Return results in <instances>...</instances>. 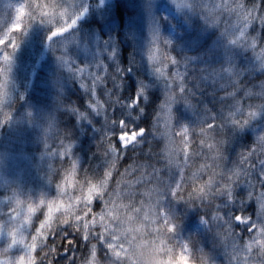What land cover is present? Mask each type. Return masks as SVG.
Wrapping results in <instances>:
<instances>
[{
  "label": "trees",
  "instance_id": "16d2710c",
  "mask_svg": "<svg viewBox=\"0 0 264 264\" xmlns=\"http://www.w3.org/2000/svg\"><path fill=\"white\" fill-rule=\"evenodd\" d=\"M70 0H57V3L64 6ZM72 1V0H71ZM77 1V2H76ZM72 1V7L76 6L74 11L72 7L69 9L72 13H79L83 9V14L77 21V24L69 30L68 33L48 39L51 28L48 25L40 24L38 21L31 23L27 27V33L22 31V36L18 37L19 43L15 51L12 53L11 62H5L2 59L3 52H0V68L6 69L0 72L3 78L4 97L0 96V138H8L9 140H17L23 134L26 138L33 137L38 132L37 147L33 146L35 151L32 154L34 159L37 153L45 155L40 159L38 169L41 172L35 171L40 177L41 181H34L41 188L40 194L34 197L31 203L34 207L32 213H26L28 207L23 210V216H29V223L22 227V233L28 242H31V236L36 235V228H38V221L44 217V210L49 203L47 196L43 199L45 192L51 196L57 194L59 203H66L63 193H59L57 185L64 188V192L73 193V189L69 188L75 180L90 179L95 183L96 178H102L105 171L110 170L111 175L108 177L109 190L115 192L117 190L118 181L119 190H128L135 193L132 198L137 207L140 206V201L147 202L148 197L141 194L148 188L156 185V180L151 182L145 181V177L153 172V169L160 170L162 179H173L175 174L177 178L179 173L176 172L175 167L172 168L174 173H169V157L166 155L168 151V141L162 135L165 131L166 111L160 108V105L165 100V78L161 77L156 80V74L153 72V65L155 67L164 68L165 77L172 80L173 73L179 72L180 77L186 88L192 89L194 95L189 99L195 108H189L180 101L173 105L174 113V127L172 129L173 135L179 131L180 124H189L190 131L188 133L189 148L193 153H200L199 128L198 120L204 115L205 108L208 110V116H219L221 113L227 114L229 105L235 103L232 99H225L229 92H237L236 100L247 109L249 104L260 103L259 98L249 99L245 97V90H251L253 94L259 93L262 89L260 80L264 79V70L253 69V53L252 51L235 48L227 44L222 35L225 24L228 20L227 14L221 16V23L219 28L205 23L199 13L188 11L187 9L177 10V15L182 21L183 25L180 27L181 37L168 36L166 26L174 19H163L155 13L157 26L151 27V19L147 16H138L142 8L150 7L149 0H76ZM31 2V0H0V35L3 26L9 23L10 19L16 15L15 8L21 3ZM39 2L51 3L52 0H39ZM233 2V0H229ZM259 3L264 7V0H245V3L251 6L253 3ZM170 5L174 7L172 1ZM181 4H185L184 2ZM153 13V8L150 9ZM196 14V16H195ZM259 15V12L257 13ZM213 18L218 13H213ZM110 20L107 23L105 20ZM234 21V17L231 18ZM22 23L27 24V17L22 18ZM62 23V21H61ZM142 28V31L139 29ZM158 31L159 35L171 41L170 50L168 46L160 41V51L157 53L153 49L155 59L150 63L148 61V54L150 40L152 39L151 32ZM69 36H67V35ZM205 34V37H203ZM109 35L112 41L108 43L106 36ZM249 38L255 36L257 38L256 52L259 53L261 48H264V26H261L259 21H255L248 29ZM68 41L72 38L75 41V51L69 46L65 47L62 44L57 45L56 39ZM106 38V39H105ZM96 40H99L96 42ZM250 42V40H249ZM6 44L8 41L5 42ZM100 43L102 45H100ZM110 47H109V45ZM107 48H105V47ZM5 45H1L3 49ZM7 51L11 52V48ZM171 52L175 55L177 60L188 59V67L185 68L181 62L178 65H172L170 61L164 59L165 53ZM110 53H114L110 55ZM63 55L66 60V66L58 59V56ZM142 57L137 60V56ZM226 63H233L237 69L242 70L239 77V88H234L227 75L221 72L222 67H227ZM76 68L84 69L82 72H75ZM117 68L121 71L117 72ZM76 73L74 77L70 76L69 70ZM215 69L224 76V79L213 78L204 80L203 77L208 75ZM203 70V72H202ZM142 71L147 72V76L139 80V74ZM99 76L100 80H95V76ZM47 78L45 81L48 84L50 80V88L42 85L40 78ZM95 80V96H93V85ZM38 81V82H36ZM32 84L30 94L22 93L27 102L28 115L20 118L19 106L16 105L11 97H7V93L20 94L23 91L24 83ZM144 82L145 85H142ZM178 85V81L176 82ZM81 84L85 87L81 88ZM38 85V86H37ZM119 85V87H117ZM9 86V87H8ZM223 86V87H222ZM143 87L145 89L146 100H142L140 107L144 108V113L141 115L137 108L132 112L131 117L126 116L129 110L126 106L130 105L137 90ZM9 88V89H8ZM26 88V86H25ZM176 92L179 93L178 86ZM99 101V104L96 101ZM92 105L93 107H89ZM72 109L76 111L73 112ZM37 113V114H36ZM77 113H84V117L77 118ZM43 118L45 120L44 129L47 134L43 136L40 129H27L22 126L24 122L34 119ZM139 116V119H133ZM86 117V118H85ZM120 119H128L127 128L121 130L119 125ZM113 121H116L113 125ZM15 126H11L12 124ZM208 123L218 126L219 120H209ZM153 124H156V129H153ZM144 127L148 131L146 138L135 141L133 145L122 149L116 141V135L122 131L129 132L131 129H139ZM38 131V132H37ZM264 131V113L258 115L248 126L243 129H233L228 126L225 133L220 132L217 127L216 138L225 139L224 143V157L225 160L221 162V168L218 172H226L228 169L238 166L241 169L248 168L251 172L250 177H241L244 183H240L235 188L236 198L235 205L232 209L233 216L248 215L251 219L255 216L258 208L256 196L264 191L259 181L261 179L259 174L260 165L257 163V155L254 154L249 158V163L240 165L241 154H246L257 145L255 143L258 134ZM43 136L45 144L39 148V135ZM24 139V140H25ZM23 140V141H24ZM176 141L180 137H175ZM5 143L10 147L9 143ZM111 143L117 149L118 159L115 162V167L110 168V161L112 159L111 153H107L108 144ZM23 144L14 145V149H19ZM11 147V148H13ZM25 148L28 150L29 146ZM38 148V152H37ZM12 149V151H14ZM9 150V149H8ZM11 149L9 152H12ZM64 152L61 156L58 153ZM205 155H208L207 149H203ZM48 153H52L49 155ZM205 155H193L190 160V167L186 169L188 175L192 171L198 169L201 163L210 162L205 159ZM8 157V153L4 159ZM264 158V156H260ZM31 159L27 164V168L36 165V161ZM184 157L181 154L180 160ZM72 161L76 162V172L74 175H69ZM255 165V167H250ZM46 170V171H45ZM34 168L30 170L33 173ZM211 171L201 174L200 182L207 181ZM217 181L222 182L223 178L217 176ZM251 179L255 185L254 195L249 198L247 193L253 191L247 185V180ZM5 180L0 178V181ZM129 182H131L129 184ZM32 183V181H31ZM219 186V183L218 185ZM22 188H25L22 187ZM13 187H6L0 185V215L7 220L11 209L14 206ZM192 184L189 182L186 185V190L183 192L187 198L188 191H191ZM30 193V191L28 192ZM75 194V193H74ZM27 195H21V198ZM49 195V196H50ZM29 198V197H28ZM36 198V202L35 201ZM43 199V203L41 200ZM104 199H108L107 196ZM9 200L12 202L9 203ZM15 200V199H14ZM244 204L241 205L240 201ZM129 203L128 198H122L117 203ZM220 198H216L211 202H205L202 205L197 202L200 208H188L182 202H174V211L179 218L180 226L177 234V242L189 244V251L186 256L183 255L181 249L177 246L173 248L174 264H179L180 257L183 255L186 258V264H198L201 253L203 251L205 256L209 257L210 264H216L217 261H225L230 259L226 251L230 252L231 248L227 250L223 246V242L217 239L214 231L209 230L207 225L201 223V217L207 213L206 219H210L212 212L216 210V204L220 203ZM38 205H43L37 208ZM25 203L22 204L24 206ZM92 211L88 213L86 219L93 218L94 213H100L104 208V201L94 197L92 204ZM243 207V211L238 208ZM227 209H221L220 215L226 216ZM55 212V211H52ZM59 215V212H58ZM57 214L52 216V223L57 222ZM99 217H97L98 219ZM160 223H163L161 221ZM58 228L61 226L56 225ZM159 228V224L154 225ZM225 227H227L225 225ZM234 219L232 228L235 229ZM65 231L71 230L75 234L73 238L76 239V264H80L85 258L91 259V243H97L96 240H91L88 247H83V224L79 228L69 227L65 225ZM93 233H98L102 229L98 224L92 226ZM46 231H50L48 228ZM67 230V231H68ZM185 234L182 236V234ZM3 239H6L7 234L0 232ZM57 233H51L45 238V241H51L50 236ZM236 237V232L233 233ZM226 235V234H225ZM8 241L11 240L6 239ZM231 244L230 239L228 240ZM58 248V246H57ZM63 249L60 245L59 249ZM85 254H80L78 252ZM44 249L43 251H45ZM199 250V251H198ZM43 251L33 252V257L39 261L43 257ZM106 245L102 242L98 244L96 260L103 261L106 256ZM193 254L196 259H193ZM70 255L75 257V251H71ZM110 256V255H109ZM13 257L10 258V260ZM166 259V257H165Z\"/></svg>",
  "mask_w": 264,
  "mask_h": 264
},
{
  "label": "snow or ice",
  "instance_id": "6c2138e0",
  "mask_svg": "<svg viewBox=\"0 0 264 264\" xmlns=\"http://www.w3.org/2000/svg\"><path fill=\"white\" fill-rule=\"evenodd\" d=\"M31 3L32 8L30 9L29 4ZM24 2L21 3L19 6L15 8L16 10V17L15 23L12 25L13 29L20 30L22 18L27 17L28 23L24 26L23 32L27 30V27L36 22V16L39 15L41 18V22H43L45 16L53 17L55 20L56 17H59L60 25L55 27L53 31L50 32L48 36L49 40H52L55 37L62 36L65 33H68L70 29H72L76 24L80 15L83 14V9L79 13H72L66 6H62L57 3V0H52V7L45 8L44 12L37 14L33 11L37 7V5L41 2L39 0H31V2ZM172 3L176 6L177 10L187 9L188 11L199 13L201 18L205 21V23L214 25L219 28L221 23V16L227 14L229 17L228 20L224 21L225 27L222 31V35L225 38L228 45L235 47V48H242L246 50H251L253 53V69L259 68V70H264V48H261L259 53L256 52L257 47V38L252 36L249 38L248 36V29L250 26L253 25L255 21H259L261 26H264V7H262L259 3H253L251 6L245 3V0H233V2H229V0H221L220 3L215 2V0H211L209 3H205L204 0H200L199 3L191 2L186 4L178 3V0H172ZM259 12V15L257 14ZM213 13H218L215 18H213ZM232 17H235V21L231 20ZM62 21V23H61ZM11 31V29H9ZM238 33V34H237ZM152 39L150 40L151 47L149 48L148 54V61L151 63L155 56L153 55V49L158 53L160 51V41H163V44L168 46L170 50L171 41L165 37L159 35L158 31L153 30L151 32ZM8 39V43H5V39ZM250 40V42H249ZM19 40L16 36H9L8 32H5L3 35H0V45H5L3 49H0V52H3L2 59L5 62H11L12 53L15 51L16 47L18 46ZM8 48H11V52L7 51ZM114 53H110L113 55ZM58 59L66 66V60L63 55L58 56ZM164 59L170 61L172 65H178L181 62L184 64L185 68L188 67V59L184 58L183 60H177L174 56L169 54L168 52L165 53ZM227 67H222L221 72L227 75V79L231 83L234 88H239V77L242 74V70L237 69L233 63H226ZM163 67H155L153 65V72L156 74L157 79L164 77L165 78V100L160 105L162 110L166 111V123H165V131L162 135L168 141V151L166 155L169 157V173H174L172 168L175 167L176 172L179 173V177L175 174L173 179L167 178L166 180L162 179L160 176L159 169H153V172L146 176L144 179L147 182H151L152 179L156 180V185H165L167 191L166 199L185 202L189 204H195L196 200L193 198L194 196L200 198V203L205 205V202H211L216 198H220L221 202L216 204V210L212 212L210 219H206L205 213L201 217V223L207 225L209 230L214 231L215 236L217 239L223 242L224 248L227 250L229 247L231 251H226V254L230 257L229 261L230 264H248V261L251 259L250 253L253 251L251 247L248 245L251 244V239L249 242L245 243V248L242 250L240 246L236 243V239H232L233 232H232V223L233 219L236 222H240L242 220L241 215H234L232 209L236 207L235 205V198L236 192L235 188L239 186L240 183H244L241 180V177H250L251 172L248 168L241 169L238 166H234L233 168L228 169L226 172L220 171L218 172L217 169L221 168V162L225 160L224 151L222 145L225 143V139H217L216 132L217 127L219 128L220 132L225 133V129L228 126H231L234 130L235 129H243L248 126L253 120H255L258 115L264 113V88L261 87V91L257 94H253L251 90H245L244 95L249 99L259 98L260 103L258 104H249L247 109H245L241 104L240 101L236 100L237 92H229L226 94L225 99H232L235 103L229 105V110L226 115L221 113L219 116H208V110L205 108L204 115L198 120L197 125L199 128V135L202 137L200 140V153H193L189 148V138L188 133L190 131L189 124H180L179 131L175 132L173 135L172 129L174 127V113H173V105L176 103L183 101L185 105L189 108H195L196 106L193 105L189 99L190 96L194 95L192 89L186 88L184 81L180 78L182 76L181 73L176 72L173 73L172 80H169L165 77L164 68ZM72 71V69H68ZM3 69L0 68V72ZM84 71V69L76 68L75 72L79 73ZM121 70L117 68V72ZM203 72V70H202ZM209 77L213 78L215 82L217 78L224 79V76H221L219 72L215 69L208 75L203 77L204 80L209 79ZM101 78L97 75L95 76V80H100ZM95 80L93 85V96H95ZM178 81V85L177 82ZM81 88H84L85 85L81 84ZM179 88V93L176 92V87ZM119 87V85H117ZM223 87V86H222ZM142 100H146L147 97L145 95V89L140 87L137 90L134 99L132 100L130 105L126 107L129 109L126 112L127 117L132 116V112L135 111L137 108L139 109V113L143 115L144 108L140 107ZM99 104V101H96ZM89 107H93L89 105ZM75 112V109H72ZM84 113H77V118L84 117ZM86 118V117H85ZM140 117H134L133 119H139ZM209 120L217 121L219 120L218 126L208 123ZM2 123V122H0ZM116 121H113V125H115ZM129 123L128 119H120L119 125L120 129L123 130L127 128ZM157 125L153 124V129H156ZM148 131L144 127H140L138 132H133L132 135H120L119 140L124 142V145L127 146L129 143L133 141H137V138H146L148 135ZM175 137H180L179 145L175 142ZM256 147L253 148L251 151L247 152L246 154H241L240 158V165H244L245 163H249V158L252 157L254 154L257 155V163L260 165L259 174H260V181L259 183L264 186V158H260V156H264V131H261L255 140ZM49 146L45 143V148L47 149ZM207 149L208 155H205L203 149ZM111 153V161H110V168L115 167V162L118 159L117 149L111 143L108 144V150L106 152ZM52 155V153H48ZM183 155V161L180 160V155ZM205 155V159L210 161L206 163H201L198 169H195L191 172L190 175L186 173V169L190 167V160L193 155ZM59 155H65L64 152H60ZM250 167H255V165H250ZM71 173L72 175L76 172V162L72 161L71 163ZM211 171L209 175V179L207 181L200 182L201 174L206 173L207 171ZM70 175V174H69ZM104 175L108 178L111 175V171H105ZM71 176V175H70ZM217 176L223 178L222 182L217 181ZM89 183L95 187V183H93L90 179H88ZM191 182L192 189L188 191L187 198L183 195V192L186 190V185ZM131 182H129L130 184ZM219 183V186H217ZM118 181L117 190L112 192L110 196H107L108 199L102 198L104 201V208L101 210L100 213H94L93 217L99 216H109L113 213L114 210L120 209L122 206H127L126 211L129 213L133 211H142L143 207L146 206L151 197L148 193L143 192L141 195L148 197L147 202L144 200L140 201V206L137 207L135 205L134 200L132 199L135 196L134 192L128 191L127 189L124 191L119 190ZM247 185L253 189V191H249L247 193L248 197L251 198L254 195L255 185L253 184L251 179L247 180ZM57 189L59 193H64V188L61 185H57ZM122 198H128L129 203H117V201L122 200ZM91 199V197H89ZM256 201L258 204L257 208V219L255 221L250 220L249 217H243L245 221V226L247 227L248 224H251L249 228V232L255 230L257 231L256 224L264 220L261 213H264V191L260 192L258 196H256ZM12 201L9 200V203ZM17 204V208L11 209V212L7 218L4 220L0 215V232L6 233L8 237L11 238V243L7 244L5 247L0 249V254H6L9 252L10 249L13 248L14 245H20L24 255L20 256L18 260H10V259H0V264H55V255H58V250L55 246H49L45 243V238L49 236L51 233L63 234L65 229L58 228L57 226H53L48 228L50 231H46L43 227V222L39 228H36V235L31 236V242H28L23 235L21 229L23 225L29 223V216H23V220L20 224L17 222L20 221L21 213L17 211L19 209V204L21 203L19 200L15 201ZM43 199L41 203H43ZM60 204L62 206L63 203H55ZM240 204L243 205L244 201L241 200ZM54 203L50 202L48 206V211L52 212L54 210L53 207ZM206 206V205H205ZM221 209H227L226 216L220 215ZM34 207L32 204L28 205V213H32L34 211ZM239 211H243V207L238 208ZM92 211V207H91ZM90 211V212H91ZM87 215L83 217V220L77 221L80 225V222H83V240L84 245L83 247H88L91 240H96L97 243H91V259L85 258L87 260V264H93V260L97 255V248L99 243H103L106 245L107 249V256H113L118 260L124 259L121 256V249L123 245L118 244V237L114 235H109L112 229H102L98 233H93L92 226L96 225L94 222L89 224L86 223L88 219H86ZM163 221V223H160ZM159 224V228H164L167 224V231L168 232H175V228L171 223H168L166 219H161L157 221ZM227 225V227H225ZM71 227V226H69ZM264 231V229H261ZM226 234V235H225ZM66 238V236L61 235V239ZM231 239V244L229 245L228 240ZM73 241L69 240V244H72ZM180 249L182 252L189 251V244L187 243H180ZM39 249L43 251L47 249L43 254V257L36 261L33 259L32 253L34 250ZM173 251V249H169ZM201 253L203 251L201 250ZM64 259V257H61ZM65 264H76V259L73 257H68L65 261ZM159 264H174L173 258L171 255L167 256L166 259L163 257ZM179 264H186V258L182 255L180 257ZM202 264H210V260L208 256L202 255Z\"/></svg>",
  "mask_w": 264,
  "mask_h": 264
},
{
  "label": "clouds",
  "instance_id": "9594fccd",
  "mask_svg": "<svg viewBox=\"0 0 264 264\" xmlns=\"http://www.w3.org/2000/svg\"><path fill=\"white\" fill-rule=\"evenodd\" d=\"M52 2H41L37 5L34 12L37 14L44 12L45 8L52 7ZM30 9L32 8L31 3L29 4ZM40 24L48 25L51 31L55 27L60 25L59 17L53 20L51 16H45L43 22L39 15L36 16V22ZM50 31V32H51ZM171 55H175L171 52ZM6 69H3L5 71ZM260 86L264 88V79L260 80ZM179 145V141L175 142ZM224 151V145H222ZM69 174L72 175L69 169ZM69 188L73 189V193L65 191L63 193L66 203L54 204L53 207L59 212L57 216V223L60 225H68L71 227L79 228L77 221L83 220L85 215L91 211L94 197L102 200L105 196H110L112 191L109 190L108 178L103 175L102 178H96L95 187L89 183L85 178L84 180H75L68 185ZM144 192L148 193L151 197L149 203L143 207L142 211H133L129 213L126 211V205L122 206L118 210H114L109 216H95L91 220L85 221L86 223H95L102 229H112L109 235L118 237V244L123 245L121 249V256L124 259L118 260L113 256H105L103 261L96 260L94 258L93 264H159L163 257L169 255L174 259L173 249L174 247L180 246L177 243V234L179 232V218L174 211V202L166 199L167 191L165 185H155L151 188L146 189ZM75 193V194H74ZM91 197V199H89ZM196 202L195 204H189L182 202L188 208H200L197 202H200V198L193 197ZM21 213L20 209H17ZM52 212L46 217L43 222V227L50 228L56 226L52 223ZM257 215V212H256ZM264 217V213H261ZM97 217H99L97 219ZM166 219L168 223H171L175 232L167 231V224L164 228H156L154 225L157 221ZM257 231L251 236V247L253 251L250 253L251 259L248 264H264V220L256 224ZM232 239H235L233 236ZM243 250L245 244L240 246ZM199 251V250H198ZM201 253V251H199ZM202 255L198 264H202ZM193 259H196V255L193 254ZM80 264H87V260L84 259ZM227 264L230 261L227 260Z\"/></svg>",
  "mask_w": 264,
  "mask_h": 264
},
{
  "label": "rangeland",
  "instance_id": "374dc122",
  "mask_svg": "<svg viewBox=\"0 0 264 264\" xmlns=\"http://www.w3.org/2000/svg\"><path fill=\"white\" fill-rule=\"evenodd\" d=\"M72 1H76V0H72ZM71 0L70 1H67L65 3H68V4H65L64 6H66L68 9H70L72 7V2ZM101 2L102 1H107V0H100ZM166 2L170 1V0H165ZM172 1V0H171ZM77 2V1H76ZM164 3L162 4L161 7H159V10L162 9L163 13H164V16L165 17H173L174 21H171L170 23H168V25L166 26V30L168 32H170V34H177L180 30V27L183 25L182 21L179 19V17L177 16L179 14V12L177 11V8L176 6L174 5L173 8H171V5L168 4V3ZM191 3V2H196V3H199L200 0H178V3ZM205 3H209L211 2V0H204ZM215 2L217 3H220L221 0H215ZM157 6L155 5V8ZM72 9L75 11L76 10V6H73ZM175 9V11L173 10ZM177 14V15H176ZM196 16V14H195ZM15 17H12L9 21V23L5 26L2 27L1 31V35H3L5 32H8V35L10 36V34L12 33V31L14 30L12 28V25L16 22L15 21ZM235 19V17H234ZM107 23H110V20L106 19L105 20ZM235 21V20H234ZM233 21V22H234ZM26 24L25 23H21V29L23 30L24 26ZM9 29H11V31H9ZM28 30L24 31L25 33H27ZM238 34V33H237ZM203 37H205V34H203ZM8 41V39L6 38L5 39V42ZM74 42V41H73ZM1 46V45H0ZM44 79H40L39 82ZM28 83V82H27ZM29 84V83H28ZM46 81L44 80L42 82V85L46 86ZM32 84H30L26 90L28 88L31 87ZM3 88H4V84L2 81H0V96H3L4 97V93H3ZM23 93V91L21 92V94ZM39 121L38 122H35L32 121V122H27V121H22L24 122V124H22V126L26 127L27 129H35V128H38L40 129V133H42L43 136H46L47 137V134L45 132V129H44V125L45 124V120L43 118H40L38 119ZM16 124H12L11 126H15ZM38 132V131H37ZM38 134L39 132L34 135L33 137H28L25 139L26 135H22L20 137H18L17 140H9L8 138H5V141L7 143H9L10 147L5 143V141L3 140V138H0V178H3L5 180H2L0 181V185L1 186H7L9 185L10 183H12L13 185L15 186H19L20 188L19 189H15L13 190V201H14V206L15 208H17V204H16V200H19L21 203L19 204V209L21 210V218H20V221H18L17 223L20 224L23 220V210L28 207L29 204H31L34 200V197L40 194H43L41 192V188L37 185V184H33L34 181H41L40 177L37 175V173L35 171H38V172H41L38 167H39V162H40V159H42L45 155H42L40 154V151L38 152V148H37V155L35 156V158L33 159L32 158V154H33V151L30 150L31 149V146H35L37 147L38 145V142L35 141V140H38ZM41 134L39 135V141H40V147L39 148H42L45 144V141L43 140V136ZM25 139V140H24ZM24 140V141H23ZM18 144H23L22 147H20L19 149H14V145H18ZM28 145L29 146V149L27 150L25 148V146ZM13 147V148H11ZM9 149V150H8ZM11 149H14V151L12 152H9ZM8 153V157L6 159L5 156L7 155ZM59 154V153H58ZM31 159H33L34 161H36V165L35 166H32L30 168H27V164ZM34 168V171L33 173H30V170ZM46 171V170H45ZM8 181V182H7ZM32 181V183H31ZM25 188H22L24 187ZM30 191V193H28ZM27 194L25 195L24 197L21 198V195L23 194ZM32 195H34V197L32 198ZM48 192H45L44 195H43V199L46 198L47 196V199L48 201L44 200L45 202L47 203H59V197L57 196V194H54V195H50ZM29 197V198H28ZM36 202V198H35V201ZM25 203L24 206H22V204ZM43 205H38L37 204V208H40L42 207ZM55 212H52L51 213V216L53 215H56L58 212L56 211V209L54 208ZM45 213H48V206L45 208L44 210ZM26 213H28V211H26ZM49 215V213L47 214V216ZM58 215V214H57ZM46 216V217H47ZM88 216V215H87ZM46 217H42V221L41 222H44ZM92 217L90 216L89 217V220H91ZM257 219V215L255 214V216L253 218H251L250 220H253L255 221ZM25 226V225H23ZM22 226V227H23ZM251 227V224H248L247 225V229ZM22 230V229H21ZM255 233V230L252 231V235ZM251 238V237H250ZM250 238L249 236L246 238V242H249L250 241ZM6 239H9V237L7 236ZM6 239H3L2 235L0 234V249L3 248L4 246V242L10 244L11 243V240L8 241ZM78 250V249H77ZM9 251H15L16 254H19L20 251V255L16 258H13L12 260L16 261L18 260V258L22 255H24V252L22 251L21 249V246H13L12 249H10ZM79 252V250H78ZM80 254H83L81 252H79ZM2 257L0 259H6L4 258V254H1ZM4 255V256H3ZM85 255V254H83ZM76 256L78 257V253L76 254ZM76 256L74 257L76 259ZM92 258V257H91Z\"/></svg>",
  "mask_w": 264,
  "mask_h": 264
},
{
  "label": "bare ground",
  "instance_id": "6f19581e",
  "mask_svg": "<svg viewBox=\"0 0 264 264\" xmlns=\"http://www.w3.org/2000/svg\"><path fill=\"white\" fill-rule=\"evenodd\" d=\"M109 1H111V0H109ZM150 1V7H144V8H142L141 10H140V12L138 13V16L139 17H143V16H149L150 17V19H151V24H150V26L151 27H153V28H155V26H157V23H156V16H155V13H157L158 12V14L161 16V22H163L164 20L163 19H165V18H168V19H173V17H165L164 16V13H163V11H162V9H160L159 10V7H161L162 6V4H164L166 1L165 0H149ZM166 3H168V4H170L169 3V1L168 2H166ZM155 5L157 6L156 8H155ZM151 8H153V13H152V11L150 10ZM171 8H173L172 6H171ZM174 11H175V9H173ZM175 13H176V11H175ZM139 29L142 31V28L141 27H139ZM20 33H21V35H20ZM167 33V35L168 36H172V37H181V34H180V31L175 35V34H170V32H166ZM15 35H17V36H19V37H21L22 36V31H21V29L20 30H16V29H14L13 31H12V33L10 34V36H15ZM67 35V34H66ZM68 36V35H67ZM69 37V36H68ZM106 38H107V41H108V43H110L111 41H112V39L110 38V36L109 35H107L106 36ZM105 38V39H106ZM56 41H57V45H59V44H62V45H64L65 47H67V46H69V48L70 49H74V51H75V41L73 42V39L72 38H69V40L68 41H63V40H61V39H59V38H57L56 39ZM97 41H99V40H96V42ZM100 45H102L101 43H100ZM109 45V44H108ZM105 47V46H104ZM109 47H110V45H109ZM105 48H107V47H105ZM108 49V48H107ZM142 59V57L140 56V55H138L137 56V60H141ZM69 74H71L70 76H72V77H74V75H75V79H76V73L74 72H72V71H70L69 72ZM74 74V75H73ZM147 76V72L146 71H142L140 74H139V80H141V79H143V78H145ZM0 78L1 79H4L3 78V74H1V76H0ZM40 79H43L42 77L40 78ZM47 78H45L44 80H46ZM44 80H42V81H44ZM156 80H157V76H156ZM159 80H160V78H159ZM36 82H38V81H36ZM38 83H40V82H38ZM141 84L142 85H145V83L144 82H141ZM25 86H26V88L29 86L28 85V83L26 82V83H24V87H23V92H24V94H26V93H28V94H30V92H31V89H32V86L30 87V88H28L27 90H26V88H25ZM38 86V85H37ZM9 87V86H8ZM47 87H49L50 88V80H49V83L47 84ZM9 89V88H8ZM7 97L9 98V97H11L10 99H12V101H14L15 102V104L17 105L18 104V108H19V113H20V118H23V117H25V116H27L28 115V112H27V102H26V99H25V97H24V95L23 94H10L9 95V93H7ZM37 114V113H36ZM32 121H34V123L35 122H38L39 120H38V118L37 117H35L34 116V119H31V120H27V122H32ZM35 129H38V128H35ZM139 131V129H131V131H129V132H125V131H122V132H120V133H118L117 135H116V141L118 142V144L120 145V147L122 148V149H125V148H127L128 146H130V145H133L134 144V142L135 141H133V142H131V143H129L127 146H125L124 145V142H121L120 140H119V137H120V135H126V136H130V135H132V133L133 132H138ZM140 139H142V138H140V137H138L137 138V140H140ZM30 150H34L35 151V149H34V147L33 146H31V149ZM34 151H33V153H34ZM8 182V181H7ZM6 187H13L14 189L13 190H15V189H19L20 187L19 186H15V185H13L12 183H10L9 185H7ZM49 213V212H48ZM48 213H45L44 212V217H46L47 216V214ZM58 214V213H57ZM248 217V215H244L243 217ZM54 219H52V221H53ZM41 221H42V219L40 220V221H38V228L40 227V225H41ZM53 224H55V225H59V226H61V228H63L64 229V227H65V225H60V224H58L57 222H54ZM80 224L82 225L83 224V222L81 221L80 222ZM234 224L236 225V227H235V229L234 228H232V232L234 233V232H236V237H235V239H236V243L239 245V246H242V245H244L245 243H246V238L249 236V238L252 236V232H249V228L247 229V227L245 226V221L243 220V218H242V220L240 221V222H236L235 220H234ZM227 226V225H226ZM68 230V229H67ZM65 231L63 234H56V235H51L50 236V238H51V241L49 240V241H45V243L46 244H48L49 246H55L56 248H57V246H58V248H57V250H58V255H55V264H65V261H66V259L68 258V257H72L73 255H70V252L71 251H75V256H76V239H71V238H73V236H74V234H75V232L74 231H71V230H68V231ZM185 234V232L182 234V236ZM61 235H64V236H66V238H64V239H61ZM234 235V234H233ZM69 240H71V241H73V243L72 244H69ZM177 242H180V241H177ZM230 242H232L231 241V239H230ZM181 243H183V242H181ZM8 243H6V242H4V246L3 247H5L6 245H7ZM62 246L63 247V249H59V246ZM16 246V245H15ZM17 246H19V245H17ZM179 247V246H178ZM180 248V247H179ZM37 252L39 251V249H37L36 250ZM45 251H48L47 249L45 250ZM45 251H43V254H44V252ZM34 252V251H33ZM20 253H21V251H20ZM20 253L19 254H16L15 253V251H9L8 253H6V254H4L3 256H4V258H6V259H10L11 257H13V258H16V257H18L19 255H20ZM183 253V255H185L186 256V254H185V252H182ZM32 256H33V253H32ZM2 257V255L0 254V258ZM61 257H64V259H61ZM33 259L34 260H37V258H36V256H35V258L33 257ZM41 259V258H40ZM176 264H178L177 262H176ZM216 264H227V262H225V261H217V263ZM233 264H235V262H233Z\"/></svg>",
  "mask_w": 264,
  "mask_h": 264
}]
</instances>
